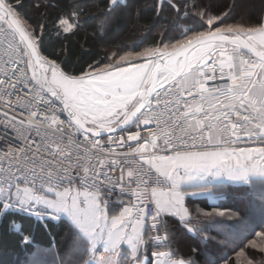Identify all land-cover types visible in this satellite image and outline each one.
Wrapping results in <instances>:
<instances>
[{"label":"built area","instance_id":"obj_1","mask_svg":"<svg viewBox=\"0 0 264 264\" xmlns=\"http://www.w3.org/2000/svg\"><path fill=\"white\" fill-rule=\"evenodd\" d=\"M228 52V66L211 60L161 74L130 129L94 137L31 77L22 42L0 17V195L24 190L38 203L47 192L71 193L80 207L97 195L124 200L132 222L147 223L152 245L162 247L153 194L171 184L155 161L255 142L264 133V65L233 47Z\"/></svg>","mask_w":264,"mask_h":264},{"label":"trees","instance_id":"obj_2","mask_svg":"<svg viewBox=\"0 0 264 264\" xmlns=\"http://www.w3.org/2000/svg\"><path fill=\"white\" fill-rule=\"evenodd\" d=\"M2 1L27 27L41 59L71 78L105 66L118 55L172 49L215 31L261 29L264 20V0ZM197 210L191 211L194 234L171 217H160L162 247L152 245L151 229L144 223L143 252H165L189 264H264V180L229 185L214 205ZM88 260L87 242L66 219L5 209L0 201V264Z\"/></svg>","mask_w":264,"mask_h":264},{"label":"rangeland","instance_id":"obj_3","mask_svg":"<svg viewBox=\"0 0 264 264\" xmlns=\"http://www.w3.org/2000/svg\"><path fill=\"white\" fill-rule=\"evenodd\" d=\"M65 29H67V27H65ZM240 31V34L254 46H257L258 48L263 46L264 34L261 32V29L255 28L249 30L240 28ZM232 32L235 31L232 30ZM191 39L193 38L180 42L172 49L149 48L138 53H129L112 57L107 65L94 68L86 75L78 78H71L64 75L53 63L46 59L42 58L41 61L51 85L60 89L63 100L73 108L83 122L93 129H105L107 127L105 122H103L105 115L113 114V111L119 105H124L125 110L127 111L126 114L129 113L130 110L143 98L144 93L151 82L154 67L160 61L161 57ZM225 47V45L218 44L199 47L193 50L185 58L184 65L188 68L213 60L216 63L228 66L230 65L229 52H217L214 56L210 57L213 51L221 50ZM181 65L182 63H180L179 66L181 67ZM28 70L31 77L38 81L36 70L30 59H28ZM262 141H264V133L261 138L255 142H240L229 147L212 149L218 152V157L216 158L218 166H214L211 163L212 159L208 161L204 160L205 163L204 161H202V163L197 160L199 154H184L182 156L179 155L180 157L173 156L172 158H169L172 159L168 162V165L171 168L176 170L180 169L179 173L184 176V179H189L191 181L194 180L191 182L193 187H189L186 191H182V194L179 192L180 199H184V204L189 206L188 211L191 219L192 217H195V215H192L191 211H198L197 207L193 205L194 203L191 199L199 196L207 199L222 198L224 197L225 189L230 183L262 180L264 177V154H260L262 147L264 150V144L261 143ZM224 151L226 152V155L222 153ZM231 151H233V153L236 152L237 155H239L238 153L241 151L245 153L244 157L247 159V169L245 174L243 169L241 172L238 169L239 164H235V161L230 158L232 155ZM254 151L258 153L256 157L255 155L257 153L255 154ZM213 154L214 153L207 154L206 157L213 156ZM201 165H204V167L210 165L211 168L210 170H202L201 172L200 170L191 171L187 168L193 166L195 169H199L198 167ZM230 165L232 166L230 174L233 177L232 179L229 176H226V169H228ZM236 169H238L240 173L235 172ZM175 173L176 171L171 173L173 177L175 176ZM190 173H192V175ZM187 182L188 181L184 182L185 185H187ZM184 187L185 186L182 184V188ZM60 195L61 194L47 192L40 202L32 203L29 201L26 191L21 190L18 194L0 195V201L4 203L5 209L12 208L16 210L30 211L35 209L37 213L47 212V214L49 213L56 219L64 218L87 242L89 239L85 235H82L79 227L70 220L69 213L68 215L66 214L67 212H65V206H63V199L59 197ZM65 202L68 204L70 203L71 205L73 198H68ZM161 216L163 217L165 215L160 213V217ZM151 232H153L152 229Z\"/></svg>","mask_w":264,"mask_h":264},{"label":"crops","instance_id":"obj_4","mask_svg":"<svg viewBox=\"0 0 264 264\" xmlns=\"http://www.w3.org/2000/svg\"><path fill=\"white\" fill-rule=\"evenodd\" d=\"M261 32L264 34V20ZM262 44L263 46H261L260 49L264 51V43ZM113 112L114 113H111V115H105L103 122H105L107 127L105 129L96 130L114 128L119 125L128 114H126L127 111L125 110L124 105H119ZM261 143L264 144V141ZM261 149L260 154H264L263 147ZM213 151L215 150L184 154H199L197 160L202 162L204 160L208 161L212 159L211 163L216 166L218 163L216 160L218 152ZM254 152L255 154L257 153L256 151ZM211 153H214L213 156H210L211 158L206 157L207 154ZM222 153L226 155L225 151ZM231 153L232 155L230 158L235 161V164H239L238 169L240 172L243 169L245 174L247 169V159L244 157L245 153L242 151L238 153L239 155H237L236 152L233 153V151H231ZM184 154H178L175 155V157H180ZM257 155L258 153L255 157ZM170 160L172 159L168 160L161 158L155 161V169L158 173L164 175L169 180L171 189L167 192L153 194V201L160 213L176 220L183 228L187 229L189 233L194 234L190 226L191 217L188 211L189 206L184 204V199H180L179 196L182 191H186L189 187H193L191 182L194 180L191 181L189 179H184V176L179 173L180 169L176 170L168 165ZM187 168L191 171L200 170L201 172L202 170H210L211 167L210 165L205 167L204 165H201L198 167L199 169H195L193 166H189ZM238 169H236L235 172H239ZM231 170L232 166L230 165V167L226 169V176H229L232 179L233 177L230 175ZM174 171H176V173L173 177L171 173ZM190 174L192 175V173ZM126 175L127 173H124V179H126ZM263 180L264 177L262 178V181ZM186 181L189 182H187V185L184 183ZM249 182L250 181L238 183L234 182L228 185L240 186L247 185ZM182 184L185 186L184 188H182ZM59 197L63 199V206H65V212H67L66 214L68 215L69 213L70 220L79 227L81 234L85 235L89 239L87 240L89 251L88 264H169L167 261L168 254L165 252H153L150 255L143 252L144 237L146 232L145 224L143 222H132L130 207L124 200L117 203H106L102 196L97 195L89 199L85 207H80L74 194L62 193ZM68 198H73L71 205L70 203L68 204L65 202ZM191 200L194 203L193 205L197 208H200L205 204L214 205L217 202V199H207L201 196ZM177 263L189 264V262L182 259H178Z\"/></svg>","mask_w":264,"mask_h":264},{"label":"water","instance_id":"obj_5","mask_svg":"<svg viewBox=\"0 0 264 264\" xmlns=\"http://www.w3.org/2000/svg\"><path fill=\"white\" fill-rule=\"evenodd\" d=\"M0 17L15 32V34L22 42L27 55L36 70L37 79L43 92L49 95L55 102H57L61 106L66 117L72 122L74 126H76L84 134L94 137H103L110 133H118L132 125L141 111L145 109L149 104L152 94L158 85L159 75L163 73H169L173 76L179 75L185 68V58L193 50L199 47L210 44L226 46L221 50L213 51L210 57L214 56L217 52L226 53L227 47H233L264 65V51L255 47L237 32L218 31L195 37L187 41L185 44L173 49L172 51H169L161 57L160 61L154 67L151 82L147 87L143 98L130 110L125 119L119 125L107 130H96L88 127L73 110V108L63 100V96L60 93L59 89L51 85L43 68L39 52L30 34L2 0H0ZM207 62L208 61L201 63L198 66L201 67ZM180 63H182L181 67L179 66Z\"/></svg>","mask_w":264,"mask_h":264}]
</instances>
